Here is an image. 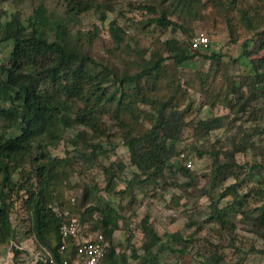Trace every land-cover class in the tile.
<instances>
[{
    "label": "rangeland",
    "instance_id": "rangeland-1",
    "mask_svg": "<svg viewBox=\"0 0 264 264\" xmlns=\"http://www.w3.org/2000/svg\"><path fill=\"white\" fill-rule=\"evenodd\" d=\"M69 3L88 7L73 13ZM168 4V16L176 25L161 27L152 18L167 11ZM39 6L45 8L43 30L49 38L55 35V22L63 18L69 43L118 75L139 70L142 58L153 51L167 56L166 40H177L193 54L182 64L167 57L154 89L149 91L160 97L174 94L171 107L182 112L184 124L175 141L177 153L170 159L171 168L166 167L163 176L156 179L141 173L140 179L134 180L133 174L139 171L130 163L123 137L128 130L134 133L148 128L144 112L152 109L139 101L131 116L123 111L114 113L115 102L100 104V112L93 117L102 133L96 135L90 126L76 124L63 129L58 143L47 148L52 157L65 160L55 179L54 202L64 200L69 192L81 200L87 191L81 205L84 210L100 196L107 199L121 216L111 236L114 249L124 253L125 259L119 264H140L145 254L146 238L141 229L144 215L163 242L186 245L184 252L163 251L159 264H213L206 256L214 250L221 257L214 264H264V223L256 220L264 201V94L259 92L262 82L255 81L257 74L264 80V65L256 64L264 55V41L260 47L264 0H192L189 12L173 0H0V25L12 14L26 24ZM113 21L119 28V40L109 29ZM198 36H206L208 43L197 52L190 42ZM11 48L10 40L0 41V64L8 60ZM213 53L215 57L210 56ZM116 85L117 89L108 85V92L113 90L117 98L120 90ZM143 86L146 89V84ZM74 101L76 106H83V101ZM208 117L222 118L221 126L200 130L199 121ZM80 131L85 132L86 142L100 144L97 164L86 165L78 155L77 149L88 154L91 146L79 140L74 147L69 141ZM197 149L207 151L198 156ZM212 152L218 162L227 164L215 186L208 184L214 166ZM181 153L184 160L191 161L188 175L178 169L185 162ZM118 160L123 168L107 189L101 166ZM20 170L13 178L17 180L24 172L23 181L31 171L30 163L26 161ZM228 186L231 189L221 194V188ZM209 196L218 209L242 198L241 208L248 216L229 209L225 222L220 223L216 212L211 213ZM27 216V210L15 202L9 213L15 237L9 242L25 249L31 243L26 233ZM175 231L186 243L169 238ZM19 257L12 258L10 243L0 245V264H32L27 252L22 251Z\"/></svg>",
    "mask_w": 264,
    "mask_h": 264
},
{
    "label": "trees",
    "instance_id": "trees-1",
    "mask_svg": "<svg viewBox=\"0 0 264 264\" xmlns=\"http://www.w3.org/2000/svg\"><path fill=\"white\" fill-rule=\"evenodd\" d=\"M173 1L186 11H190L192 0ZM70 4L68 7L73 13L88 7L86 5L77 7L74 3L70 6ZM166 9L167 11L153 17L152 21L161 27L176 25L168 16L169 11L171 13L169 4ZM46 23L45 8L39 6L34 10L33 15L28 17L26 24L16 14H12L0 25V41L12 42L8 60L0 64V245L10 243L9 241L15 237L9 213L14 203L19 202L28 214L29 223L26 233L37 247H45L56 259H60L66 255L72 256L74 241L70 240L68 248L59 253L61 218L51 211L49 204L54 202L55 179L59 167L64 165L65 160L52 157L47 149L48 146L58 143L63 129L76 124L90 126L96 135L102 133L98 121L93 117V114L100 112V108H97L100 104L115 102L117 106L114 113L123 111L133 116L134 104L140 101L148 104L152 109L144 112L150 126L140 128V131L134 133L128 130L123 137L130 163L139 171L133 174V179H140L141 173L152 179L162 177L164 169L166 167L170 169L172 166L171 157L177 153L175 141L184 119L181 111L171 107L174 94L160 97L149 91L154 89L167 57L172 58L176 64H182L193 54L187 52V48L182 47L177 40H166L164 44L167 56L153 51L148 58H142L143 63L139 70L118 75L69 43L66 34L67 24L63 18L55 22L53 38H49L43 30ZM248 25L249 23L246 24L247 27ZM109 29L119 40V28L115 21L110 24ZM261 41H264V38ZM262 43L260 47H263ZM199 48L194 49L198 52ZM212 55L215 57L214 53L210 54ZM263 61L264 55L256 64L264 65ZM98 65L101 66L100 70L97 69ZM255 81L262 82L259 92L264 94V80L260 74L255 76ZM105 83L107 84L104 85ZM116 83L120 90L117 98L113 90L108 92L109 86L117 89ZM145 84L146 89L143 86ZM75 99L83 101V106H76ZM243 107L244 104L241 109ZM221 119L208 117L200 120L197 127L207 132L221 126ZM84 134L83 131L77 132L69 137V141L74 147L79 140L92 147L88 154L77 149L80 159L86 165H90L96 162V150L100 144L86 142ZM206 151L196 150L198 156ZM211 155L214 166L208 184L215 186L222 169L227 164L218 162L217 154L214 152ZM26 161L30 163L31 171L25 175L23 181L20 178L24 177V172L15 180L14 173L21 171ZM122 168L123 163L119 160L108 166H101L107 189ZM178 169L188 175L185 162L183 166H178ZM230 187L232 186L221 188L220 193L229 191ZM86 192L81 200L77 198L71 210L78 214L81 221L88 222L90 232H101L104 238L111 242L112 233L119 227L121 216L102 196L94 205L82 210L81 205L87 198ZM209 197L212 202L211 213L216 212V219L220 223L225 222V215L229 209L248 216L246 210L241 208L242 198H236L227 207L218 209L214 198ZM256 220L258 223H264V201L259 206ZM141 229L146 241L145 254L141 257L140 264H159L165 250L185 251L186 245L178 247L169 244L168 241L163 242L161 236L149 224L147 215L141 219ZM169 236L178 243H186L180 232H171ZM10 250L13 259H21L19 257L21 250L14 245H10ZM206 257L213 264L221 258L216 250L211 251ZM124 259V253L117 252L110 245L103 260L104 264H119Z\"/></svg>",
    "mask_w": 264,
    "mask_h": 264
},
{
    "label": "built area",
    "instance_id": "built-area-1",
    "mask_svg": "<svg viewBox=\"0 0 264 264\" xmlns=\"http://www.w3.org/2000/svg\"><path fill=\"white\" fill-rule=\"evenodd\" d=\"M208 43L206 36H198L191 39V48L205 46ZM184 158V154L179 155ZM188 167L190 160H184ZM77 194L69 192L66 198L59 202L49 204L51 211L61 218L59 253L68 248L70 240H73L74 251L72 256H62L56 259L51 252L43 246L37 247L31 238L30 246L26 249L15 242H10L21 251L27 252L32 264H103L111 242L104 238L101 232L89 231L87 221H81L77 213L71 210V206L77 201ZM22 253V252H21Z\"/></svg>",
    "mask_w": 264,
    "mask_h": 264
}]
</instances>
